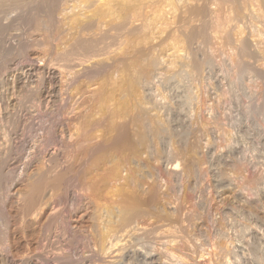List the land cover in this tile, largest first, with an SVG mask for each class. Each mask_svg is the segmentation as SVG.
<instances>
[{
	"label": "rangeland",
	"instance_id": "374dc122",
	"mask_svg": "<svg viewBox=\"0 0 264 264\" xmlns=\"http://www.w3.org/2000/svg\"><path fill=\"white\" fill-rule=\"evenodd\" d=\"M34 1L22 8L10 7L14 5L9 4L5 6V3L0 6V264H61V260H75L73 263L77 264H82L79 261L83 260L84 264H108L115 259V264H264V63L251 43L250 46L248 44L250 49L239 48L235 38L236 27L242 24L236 18L239 4L246 1L263 12L264 0H255V3L253 0H226V3L225 0H175L178 6L174 4L168 9L162 5L159 8L154 3L140 5L144 8L131 16L128 30H136L142 35L143 26L154 24L149 31L153 43L150 45L149 40L145 45H150L148 48L155 45L154 50L157 51L154 54L159 55L160 67L149 81L147 79L148 82L139 80L141 84L136 94L114 90L120 80L130 77L120 75L124 67L122 62L118 64L119 69L123 65L118 71V67L114 68L109 59L96 64L92 56L94 51H90V55L86 52L83 54L78 45L81 52L71 51L75 53L71 54L73 62L70 57L67 60H71L65 62L62 56V53H68V47L70 50L71 47L72 50L76 48H73L78 42L76 39L94 41V9H90L91 12L71 7L65 12L64 7L57 6H62L64 0H53L55 4L48 0ZM154 9L157 12L167 9L168 13L173 9V12L165 14L167 16L162 17L163 22L161 18L157 21L159 23H154L156 16L153 15L162 14L158 15L160 12ZM81 10L87 15L89 12L88 17ZM77 11L80 13L75 14ZM73 14L82 18V28L78 27V31L75 28V32L69 29L76 19ZM85 17L87 20L90 17L89 22ZM115 24L112 23L110 29L107 27V32L104 29V34L109 32V36H115L116 32L111 30ZM261 28L260 33L263 34L264 28ZM245 32L250 38L251 32ZM143 45L137 46L138 49L142 50ZM57 49H61L62 53ZM175 50L181 54L180 60L172 56L177 52ZM135 76L140 75H131ZM102 87L112 88L110 90L115 92L107 102L109 108L112 106L110 112L107 107V115L102 116L100 111V115L97 113V119L102 116L104 120L98 119L102 123L100 129L106 130L101 132L103 136L97 135L107 138L110 133L108 137L113 138L111 144L114 145L117 140L124 144L129 141L132 148L125 144L120 151L118 149L121 147L117 149L110 144L115 149L112 152L114 160L112 164L102 166L90 187L91 182L81 184L80 175L88 164L87 160L94 155L93 150L99 152L105 149L102 144L105 139L99 136L101 139H95V145L92 127L94 102ZM122 97L129 101L127 110ZM121 105L126 107L122 111ZM108 119L111 123L105 122ZM85 120L91 122L86 123ZM86 124H90L89 129ZM76 127L80 128L81 136L87 131L92 135L89 141L83 140L84 143L81 141L79 146L75 145L78 138H75ZM100 129L98 133L102 131ZM141 132L147 136L143 144L137 142V135ZM120 141L115 143L116 146ZM82 146L92 151L87 153L84 160L73 163L67 157L76 155ZM98 152H95V156L101 153ZM176 163L179 169L174 171L172 168ZM40 165L45 169L54 168L51 171L58 175L70 170V166L78 171H73L72 177L57 188L58 191L52 190L56 198L52 200V209H44L37 219L31 216L25 205H28L30 175L35 174ZM114 166L120 170L117 176L111 177ZM54 174L52 179L57 177ZM71 178H74V182ZM94 186L98 187L96 193L91 190ZM91 194L94 195L93 199ZM93 200L96 201L94 205L107 208L118 207L119 204L128 205L129 208L131 205L135 208L139 206L134 210L138 213L132 212L134 214L130 216L134 217L128 219L126 226L114 224L110 237L113 236L107 239L110 240L108 244L106 241L98 245L96 238L92 241L88 219ZM54 213L64 216L65 223L60 226L61 229L54 227L47 234L43 232L46 231L43 227ZM108 217L104 213L102 221L105 222ZM116 219L114 217L113 220ZM75 239L80 243L74 242L77 245L73 247ZM111 241L119 243L118 248L113 249L114 253L107 250ZM100 245L106 246L107 252H101L104 249H100ZM109 252L111 254L107 256Z\"/></svg>",
	"mask_w": 264,
	"mask_h": 264
},
{
	"label": "bare ground",
	"instance_id": "6f19581e",
	"mask_svg": "<svg viewBox=\"0 0 264 264\" xmlns=\"http://www.w3.org/2000/svg\"><path fill=\"white\" fill-rule=\"evenodd\" d=\"M32 1H34V0H0V6H4V3H5V6H6V4H9V5H14V6H10V7H23L24 5H26V4H28L29 2L31 3ZM43 1V0H42ZM45 1V0H44ZM48 1H53V0H48ZM54 1H56V0H54ZM54 1L52 2L53 4H55L54 3ZM176 1H178V0H176ZM175 0H64V2L65 3H63L62 4V6L61 5H59L57 2V6H60V7H64V9L63 8H59V9H63V10H65V12L67 11V9L68 8H73V9H88L89 11H91L90 9H94V13H93V15H94V17H93V20H94V24H93V26H94V41H87V39H86V41H83V40H85V38L84 39H82V38H79V39H82V40H78V39H76L77 41H75V44H76V42H77V44L76 45H73V48H74V46H76V48H77V45H78V47H79V49L81 50L82 49V51H84V52H81V51H79V49L78 50H76V48L75 49H73L72 50V47H71V50H70V47H68L69 48V50H66V51H68V53L67 52H65V50H63V48H61L62 50H63V52H65V53H62V52H60V50H58L57 49V51L59 52V53H62V56L63 57H65V59L64 60H66L65 62H67V61H70L71 59H72V61L71 62H73L74 61V57H72V55L73 54H75L74 52L73 53H71V51H78V52H81V53H85V54H88V55H90V54H92V53H90V51H94L93 52V54H92V56H94V62L97 64V63H101L102 62V60L103 61H105V60H111V62H113V65H114V68H116V67H118V68H116V70L118 69V70H120L121 68H122V66H121V68L119 69V66H118V64L120 65V63L122 62L123 64H124V67H123V70L120 72L121 74L120 75H129L130 77L129 78H123L124 80L122 81V80H120V83H119V81H118V83H119V85H117V88H114V90L115 91H118V92H123V91H129V92H135V94L137 93L136 92V90L138 91V89H137V87L139 86V84H141V82L143 81V83L144 82H146L147 81V79H148V81H149V79H151L154 75V73H155V71H156V69L157 68H159L158 67V65H159V62H160V58L159 57H157V55L158 54H154V52H156L157 51V49H155L154 50V47H155V45L154 44H156V43H154L153 45L154 46H151L150 48H148L150 45H152V43H153V41H152V37H150L149 38V36H150V33L151 32H149L150 31V27L151 26H154V24L153 25H150V27H148V26H143L144 28H142L143 30L141 31L142 32V35H139L138 34V32L136 31V30H134L135 32H137V34H134L135 32L133 31V32H131V30L129 31L128 29H129V24H131L130 22V19H131V16L133 17V15H136V14H138V13H140V12H136L138 9H141V8H144V7H141L140 5H144V4H150L151 5V3H154L157 7H159L160 8V6L162 5L163 7H165V8H167L168 9V7H173V6H175L176 5V2ZM183 1V0H182ZM243 1V0H242ZM245 1V0H244ZM248 1H252V0H248ZM255 0H253V3H255L254 2ZM260 1V0H259ZM258 1V2H259ZM261 1H263V0H261ZM35 2V1H34ZM49 2V3H50ZM62 2H63V0H62ZM179 2H180V0H179ZM221 2V1H220ZM246 2V1H245ZM241 3V5L239 4V8H238V11H237V20H239L240 21V24L242 25H238V27H236L237 28V33H236V42H237V45H238V47L240 48V47H245V48H249V46L252 44L253 46V48H255L254 50H255V52L260 56V58H261V60L263 61V63H264V36H263V34L262 33H260V32H262V28L260 29V27L262 26L263 28H264V14H263V12H264V10H263V12L262 11H260V10H258L257 8H253L252 7V3L250 4L249 2L248 3ZM33 3V2H32ZM47 3V2H46ZM52 3H50V5L52 4ZM60 4H61V2H59ZM72 3V4H71ZM225 3H226V0H225ZM230 3H231V1H230ZM229 3V4H230ZM261 3V2H260ZM175 4V5H174ZM181 4V3H180ZM190 4V3H189ZM198 4V3H197ZM257 4V3H256ZM262 4V3H261ZM263 4H264V2H263ZM8 5V6H9ZM31 5V4H30ZM36 5V4H35ZM165 5V6H164ZM223 5V4H222ZM255 5V4H254ZM54 6H56V5H54ZM140 6V7H139ZM146 6V5H145ZM176 6H178V4L176 5ZM220 6V5H219ZM232 6V5H231ZM230 6V7H231ZM15 7V8H16ZM156 7V8H157ZM1 8V7H0ZM58 8V7H57ZM57 8H56V10H57ZM149 8V7H148ZM154 8V7H153ZM169 8V9H170ZM193 8V7H192ZM237 8V7H236ZM235 8V9H236ZM260 8V7H259ZM8 9V8H7ZM11 9V8H10ZM12 9H14V8H12ZM20 9V8H19ZM73 9H71V10H73ZM77 9V10H78ZM158 9V8H157ZM167 9H165V10H167ZM174 9V8H173ZM173 9H172V11H171V13L173 12ZM257 9V10H256ZM3 10V9H2ZM55 10V11H56ZM74 10V11H75ZM84 10H81L82 12L84 11ZM154 10H156V9H154ZM153 10V11H154ZM164 9L162 10V11H158V12H160V13H158L157 12V10H156V12L158 13V15H160L161 13V15L160 16H157L155 13H153V14H155V15H153V16H156L154 19V23H155V21L157 22V21H159V19H161L162 17H164V16H167V15H169V14H171V13H168V11L169 10H167V11H165ZM189 10V9H188ZM216 10V9H215ZM237 10V9H236ZM31 11V10H30ZM86 11V10H85ZM150 11V10H149ZM152 11V12H153ZM177 11V10H176ZM192 11V10H191ZM197 11V10H196ZM219 11V10H218ZM53 12V11H52ZM62 13H63V11H61ZM60 12V13H61ZM70 12H72V11H70ZM80 13V11H77L75 14H77V13ZM92 12V11H91ZM151 12V11H150ZM150 12H148L147 14H149ZM204 12V11H203ZM51 13V12H50ZM74 13V12H73ZM136 13V14H135ZM143 13V12H142ZM168 13V14H167ZM229 13V12H228ZM234 13H236V12H234ZM58 14V13H57ZM65 14H69V12L68 13H65ZM83 14L85 15L86 13H84L83 12ZM165 14H167V15H165ZM209 14V13H208ZM34 15V14H33ZM37 15V14H36ZM61 15V14H60ZM72 15V14H71ZM70 15V16H71ZM74 15V14H73ZM80 15H82V14H79V16ZM87 15V14H86ZM88 15H89V12H88ZM88 15L86 16V17H88ZM91 15V14H90ZM151 15V14H150ZM191 15V14H190ZM210 15V14H209ZM75 16V15H74ZM152 16V15H151ZM223 16H224V14H223ZM65 17V16H64ZM76 17V16H75ZM85 17V18H86ZM91 17H92V15H91ZM198 17V16H197ZM215 17V16H214ZM218 17V16H217ZM70 19H71V17H69ZM84 18V17H83ZM153 18H152V20H153ZM174 18V17H173ZM183 18V17H182ZM181 18V19H182ZM7 19V18H6ZM9 19V18H8ZM66 19H67V17H66ZM65 19V20H66ZM82 18H77L76 17V19L74 20V22H72L73 23V25L71 24V21H70V24L72 25V26H70L69 25V29H71V31H74V29L75 28H77L76 30L78 31V29L80 28H82V27H80V26H82V20H81ZM89 19H90V17H89ZM88 19V20H89ZM138 19V18H137ZM141 19V18H140ZM151 19V18H150ZM166 19V18H165ZM217 20H218V18H216ZM232 19V18H231ZM247 19H248V21H247ZM84 20V19H83ZM86 20H87V18H86ZM87 20V21H88ZM132 20V19H131ZM133 20H134V18H133ZM162 20V22L164 21V19L162 18L161 19ZM199 20H200V18H199ZM211 20V19H210ZM233 20V19H232ZM231 20V22H233ZM87 21H86V23H87ZM146 21V20H145ZM167 21H169V20H167ZM215 21V20H214ZM239 21H234V22H237V24H238V22ZM58 22V21H57ZM85 22V21H84ZM89 22V21H88ZM134 22V21H133ZM150 22V21H149ZM161 22V23H162ZM224 22V21H223ZM230 22V21H229ZM8 23V22H7ZM42 23V22H41ZM60 23H63V21L62 22H60ZM66 23H68V22H66ZM66 23H65V25H66ZM92 23V22H91ZM112 23L113 24H115L114 26H112V28H111V30L113 29L115 32H116V34H114L115 36H109V32H108V34L106 35V28L107 27H109L110 25H112ZM157 23H159V22H157ZM169 23H171V22H169ZM222 23V22H221ZM12 24V23H11ZM30 24V23H29ZM37 24H39V23H37ZM147 24V23H146ZM224 24V23H223ZM62 26L64 25V24H61ZM85 25V24H84ZM88 25V24H87ZM89 25H91L90 23H89ZM88 25V26H89ZM157 25V24H156ZM163 25V24H162ZM167 25V24H166ZM185 25V24H184ZM192 25V24H191ZM201 25V24H200ZM221 25V24H220ZM235 25H236V23H235ZM92 26V25H91ZM92 26V27H93ZM169 26V25H168ZM167 26V27H168ZM175 26V25H174ZM223 26V25H222ZM57 27V26H56ZM65 27V26H64ZM79 27V28H78ZM162 27V26H161ZM161 27H159V28H161ZM176 27V26H175ZM16 28V27H15ZM14 28V29H15ZM50 28V27H49ZM60 28H61V26H60ZM139 28V27H138ZM155 28V27H154ZM204 28V27H203ZM219 28V27H218ZM4 29V28H3ZM7 29V28H6ZM63 30H64V28H62ZM89 28H87V30H88ZM105 29V34H104V32H103V30ZM109 29H110V27H109ZM197 29V28H196ZM224 29H225V27H224ZM246 29H248L251 33V37L250 38H248L249 36H247L248 34L245 32V31H248V30H246ZM1 30V29H0ZM17 30V29H16ZM75 30V31H76ZM86 30V29H85ZM159 30V29H158ZM173 30V29H172ZM204 30V29H203ZM216 30V29H215ZM261 30V31H260ZM14 31V30H13ZM33 31V30H32ZM62 31V30H61ZM70 31V32H71ZM74 31V32H75ZM80 31V30H79ZM82 31V30H81ZM140 31V30H139ZM160 31V30H159ZM168 31H170V30H168ZM183 31V30H182ZM226 31H227V29H226ZM263 31H264V29H263ZM83 32V31H82ZM81 32V33H82ZM86 32V31H85ZM90 32V31H89ZM176 32V31H175ZM216 32V31H215ZM218 32V31H217ZM222 32V31H221ZM223 32H225L224 30H223ZM37 33V32H36ZM64 33H66V30H65V32ZM63 32H62V34H64ZM84 33V32H83ZM59 34V33H58ZM74 34V33H73ZM133 34V35H132ZM158 34V33H157ZM156 34V35H157ZM180 34V33H179ZM216 34V33H215ZM214 34V35H215ZM229 34V33H228ZM234 34H235V30H234ZM70 35V34H69ZM76 35V34H75ZM84 35V34H83ZM136 35H138V36H136ZM164 35V34H163ZM211 35V34H210ZM67 36V35H66ZM65 36V37H66ZM71 36V35H70ZM79 36V35H78ZM77 36V37H78ZM169 36V35H168ZM188 36V35H187ZM59 37V36H58ZM64 37V38H65ZM68 37V36H67ZM66 37V38H67ZM173 37V36H172ZM189 37V36H188ZM217 37H218V35H217ZM64 38H62V39H64ZM65 38V39H66ZM61 39V40H62ZM158 39V38H157ZM160 39V38H159ZM171 39V38H170ZM180 39V38H179ZM218 40H220V37H218L217 38ZM151 41V43H149L150 45L147 47L146 45H148V41ZM154 40V39H153ZM174 40V39H173ZM182 40V39H181ZM34 41V40H33ZM67 41H69V40H67ZM149 41V42H150ZM177 41V40H176ZM184 41V40H183ZM214 41V40H213ZM46 42V41H45ZM65 42H66V40H65ZM65 42L63 43V44H65ZM93 42H94V44H93ZM170 42V41H169ZM175 42V41H174ZM173 42V43H174ZM22 43V42H21ZM67 43V42H66ZM71 43V42H70ZM145 43H147L146 45H145ZM160 43V42H159ZM166 43V42H165ZM172 42H171V44H173ZM177 43V42H176ZM175 43V44H176ZM221 43V42H220ZM224 43H226V42H224ZM251 43V44H250ZM58 44V43H57ZM69 44V43H68ZM73 44H74V42H73ZM147 47L146 49L144 48V45ZM168 44V43H167ZM181 44V43H180ZM248 44H249V46H248ZM62 45V44H61ZM67 45V44H66ZM65 45V46H66ZM70 45V44H69ZM141 45H143L142 47L145 49H143V48H141L142 50H139L138 49V47L139 46H141ZM159 45V44H158ZM170 45V44H169ZM177 45V44H176ZM183 45V44H182ZM228 45V44H227ZM60 46V45H59ZM138 46V47H137ZM160 46V45H159ZM172 46V45H171ZM175 46V45H174ZM180 46V45H179ZM226 46V45H225ZM58 47V46H57ZM63 47V46H62ZM24 48V47H23ZM60 48V47H59ZM115 48V49H114ZM164 48V47H163ZM177 48H178V46H177ZM176 48V49H177ZM224 48V47H223ZM50 49V48H49ZM67 49V48H66ZM138 49V50H137ZM173 49H175L174 47H173ZM242 49V48H241ZM250 49V48H249ZM248 49V50H249ZM17 50V49H16ZM38 50V49H37ZM161 50H163V49H161ZM171 50V49H170ZM170 50H169V52H170ZM229 50V49H228ZM175 51H177V50H175ZM69 52H70V54H69ZM87 52H89V53H87ZM165 52V51H164ZM171 52H173V51H171ZM180 52H181V50H180ZM247 52V51H246ZM246 52H245V54H246ZM81 53H76V55L78 54V55H80ZM251 53V52H250ZM57 54V53H56ZM72 54V55H71ZM59 56H61L60 54H58ZM71 55V56H70ZM76 55H75V57H76ZM82 55V54H81ZM61 56V57H62ZM108 56V58H106ZM159 56V55H158ZM160 56H162V55H160ZM176 60H180L181 58H182V56H181V54L177 51V52H174L173 53V55H172ZM60 57V58H61ZM71 58L70 60H67L68 58ZM85 57V56H84ZM105 57V58H104ZM57 58V57H56ZM59 58V59H60ZM81 58V57H80ZM83 58V57H82ZM101 58V59H100ZM103 58V59H102ZM159 58V59H158ZM243 58V57H242ZM252 58V57H251ZM1 59V58H0ZM43 59V58H42ZM76 59V58H75ZM37 60V59H36ZM62 60H63V58H62ZM89 60V59H88ZM91 60V59H90ZM89 60V61H90ZM163 60V59H162ZM169 60V59H168ZM260 60V61H261ZM43 61V60H42ZM86 61V60H85ZM165 61V60H164ZM55 62V61H54ZM77 62V61H76ZM80 62V61H79ZM81 62H82V60H81ZM80 62V64H83V63H81ZM177 62V61H176ZM179 62V61H178ZM177 62V63H178ZM252 62V61H251ZM70 63V62H69ZM85 63V62H84ZM103 63V62H102ZM162 64H164L163 62H161ZM242 63V62H241ZM246 63V62H245ZM10 64V63H9ZM65 64V63H64ZM88 64V63H87ZM86 64V65H87ZM170 64V63H169ZM179 64V63H178ZM182 64H184V63H182ZM62 66H63V64H61ZM101 65V64H100ZM112 65V66H113ZM167 65V64H166ZM254 65V64H253ZM78 66V65H77ZM171 66V65H170ZM50 67V66H49ZM64 67V66H63ZM62 67V68H63ZM98 67H99V65L97 66V69H98ZM164 67V66H163ZM172 67V66H171ZM257 67V66H256ZM19 68V67H18ZM62 68H60V69H62ZM65 68H68V67H65ZM96 68V67H95ZM101 68V67H100ZM252 68V67H251ZM70 69H72V68H70ZM169 69V68H168ZM167 69V70H168ZM51 70V69H50ZM99 70V69H98ZM105 70V69H104ZM117 70V71H118ZM170 70L172 71V68H170ZM56 71V70H55ZM59 71V70H58ZM63 71V70H62ZM70 71H72V70H70ZM10 72V71H9ZM174 72V71H173ZM63 73H65V72H63ZM62 73V74H63ZM73 73V72H72ZM100 73V72H99ZM98 73V74H99ZM115 73H116V71H115ZM44 74V73H43ZM88 74V73H87ZM106 74V73H105ZM117 74H119V72L117 73ZM117 74H115V75H117ZM159 74V73H158ZM172 74V73H171ZM174 74V73H173ZM258 74H259V72H258ZM96 75H97V73H96ZM107 75V74H106ZM105 75V76H106ZM131 75H140V76H135V77H131ZM63 76V75H62ZM67 77V76H66ZM101 77V76H100ZM123 77V76H122ZM176 77H178V76H176ZM70 78V77H69ZM164 78V77H163ZM1 79V78H0ZM120 79H122V78H120ZM143 79V80H142ZM2 80V79H1ZM61 80V79H60ZM92 80V79H91ZM106 80V79H105ZM117 80V79H116ZM119 80V79H118ZM141 82H140V81ZM144 80H146V81H144ZM74 81V80H73ZM147 81V82H148ZM178 81V80H177ZM112 82V81H111ZM179 82V81H178ZM103 83V82H102ZM117 83V84H118ZM93 84V83H92ZM107 84V83H106ZM114 84V83H113ZM108 85V84H107ZM107 85H105V86H107ZM115 85V84H114ZM103 86V85H102ZM109 86V85H108ZM113 87V86H112ZM79 88V87H78ZM102 89H103V87H102ZM101 89V91H100V89H99V91H100V93H98L99 95H98V97H97V99H96V102H94L95 104H94V126H92V127H94V142H95V139H101V138H103V139H105V140H103L104 141V143L102 142V144H104V147L103 148H105L104 149V151H103V149L102 150H100L99 152H101L100 154H99V152L98 151H95V150H93L94 151V155L93 156H95V152H98V156H97V154H96V156L95 157H93L92 155H90V156H92V157H90L91 159H89V160H87V159H85V160H87V166L85 167V169H84V171H82L80 174V176H82V177H80V180H82L83 181V183H81V184H83L84 185V183H89V182H91V183H89V185L91 184L92 185V182L93 181H95L96 179H95V177H98V176H96L98 173V171L99 170H101V168H102V166L104 165H107L108 163H110V164H112L111 163V161L112 160H114L113 159V154L114 153H112L113 152V149L116 147H121V148H117L118 150H120V149H122V148H124V146H130V144H129V141H127L126 140V138L125 137H122V139L124 138V140H126L127 141V144H126V142H125V144L123 143V142H121L120 140H117V141H115V143L117 142L118 143V141H120L119 142V144H122V145H119L118 144V146H116V144L114 143V145L113 144H111L110 142H112L113 143V138H110V137H108L109 135H110V133H109V135H107V138H104V137H106V136H104V137H101V136H103V134H101V132L103 133V132H105V131H103L104 129L103 128H101L100 129V127H102V123H101V121H103L104 122V120H103V118H102V116L105 114V113H107L108 112V109H109V112H110V108L112 107H110L109 108V106H107V105H109V103L107 104V102H109L110 101V99H109V97L110 96H112V95H114L113 93L115 92V91H113V90H110V89H112V88H108V87H104V89L102 90ZM97 90V89H96ZM95 91V90H94ZM97 92H98V90H97ZM113 92V93H112ZM76 93V92H75ZM128 93V92H127ZM119 94V93H118ZM134 94V95H135ZM81 95V94H80ZM96 95V94H95ZM117 95V94H116ZM131 95V94H130ZM54 96V95H53ZM64 96V95H63ZM121 96V95H120ZM124 96V95H123ZM132 96V95H131ZM125 97H127V96H125ZM138 97V96H137ZM83 98V97H82ZM111 98V97H110ZM123 98V97H122ZM129 98H130V96H129ZM132 98V97H131ZM90 99V98H89ZM113 99H115V98H113ZM142 99H144V98H142ZM109 100V101H108ZM123 100L125 101H123L126 105V107H127V103H129V101L127 100V99H125V98H123ZM114 101V100H113ZM128 101V102H127ZM119 102V101H118ZM120 102H121V100H120ZM23 103V102H22ZM31 103V102H30ZM55 103V102H54ZM59 103V102H58ZM61 103V102H60ZM84 104V103H83ZM121 104V103H120ZM135 104V103H134ZM141 104V103H140ZM139 104V105H140ZM111 105H114V104H112L111 103ZM76 106V105H75ZM86 106V105H85ZM89 106V105H88ZM122 106V105H121ZM120 106V107H121ZM142 106V105H141ZM146 106V105H145ZM107 107H108V109H107ZM125 107V108H126ZM128 107H130V106H128ZM124 108V105L121 107V111H122V108L123 109H125V110H127V109H129V108ZM60 108H61V106H60ZM96 108L98 109V111L96 110ZM117 108V107H116ZM73 109V108H72ZM136 109V108H135ZM143 109V108H142ZM85 110V109H84ZM105 110H107V112H105ZM114 110V109H113ZM124 110V111H125ZM139 110V109H138ZM93 111V110H92ZM99 111H100V113H101V117L99 116V118H101V119H99V120H101V121H99L98 119H97V113L99 114ZM117 111V110H116ZM67 113V112H66ZM74 113H75V111H74ZM93 113V112H92ZM143 113V112H142ZM139 114V113H138ZM147 114V113H146ZM100 115V114H99ZM105 115H107V114H105ZM110 116V115H109ZM112 116V115H111ZM124 116V115H123ZM122 116V117H123ZM87 117V116H86ZM88 117H89V115H88ZM91 117L92 116H90V118H89V120H91ZM105 117V116H104ZM120 117V116H119ZM126 117V116H125ZM134 117V116H133ZM138 117V116H137ZM107 118H109V117H107ZM114 118V117H113ZM143 118H145V117H143ZM16 119V118H15ZM87 119V118H86ZM105 119V118H104ZM110 119H111V117H110ZM142 119V118H141ZM151 119V118H150ZM131 120V119H130ZM113 121V120H112ZM84 122V121H83ZM85 122L86 123H90L91 121H87V120H85ZM105 122H109V119H108V121H105ZM157 122V121H156ZM12 123V122H11ZM109 123H111V121L109 122ZM147 123V122H146ZM162 123V122H161ZM16 124V123H15ZM79 124V123H78ZM77 124V125H78ZM92 124V123H91ZM103 124H106V123H103ZM113 124V123H112ZM1 125V124H0ZM9 125V124H8ZM55 125V124H54ZM53 125V126H54ZM87 125V124H86ZM89 126H90V124H88ZM88 125H87V129H89V127H88ZM110 125V124H109ZM114 125V124H113ZM113 125H111V126H113ZM106 126V125H105ZM104 126V128H106ZM115 126H116V124H115ZM142 126H143V124H142ZM157 126V125H156ZM83 127V126H82ZM85 127V126H84ZM110 127V126H109ZM77 128V132H76V137L75 138H81V140L79 141V139H78V142H77V139H76V142H75V145H78L79 146V144H81V141H85L86 139H87V141H89V139H90V137H92V135L90 134V132H88L87 131V133L85 134V132H84V136H81L80 135V132H79V130H80V128L79 127H76ZM86 128V127H85ZM111 128V127H110ZM110 128H109V130H110ZM134 128V127H133ZM81 129H83V128H81ZM87 129H85V130H87ZM99 129L100 130H102V131H100L99 133L97 132V131H99ZM117 129V128H116ZM118 129H120V128H118ZM157 129V128H156ZM75 130V129H74ZM108 130V129H107ZM108 130V131H109ZM113 130V129H112ZM123 131H124V129H122ZM131 130V129H130ZM129 131V130H128ZM79 132V133H78ZM110 132H111V130H110ZM113 132V131H112ZM111 132V133H112ZM119 132H120V130H119ZM122 132V131H121ZM125 132V131H124ZM158 132V131H157ZM163 132V131H162ZM77 133H78V135H77ZM139 133V132H138ZM142 133V132H141ZM139 134V135H137V142H140V144L142 143H144L145 141H147V136H146V134H145V132H143L142 134ZM159 133V132H158ZM161 133V132H160ZM97 134H100V135H97ZM104 134H106V133H104ZM108 134V133H107ZM163 134V133H162ZM53 135V134H52ZM122 135V134H121ZM159 135H161V134H159ZM74 136V135H73ZM73 136H70V137H72L73 138ZM101 137V138H99V137ZM124 136V135H123ZM131 136V135H130ZM129 136V137H130ZM113 137V136H112ZM126 137H128V136H126ZM160 137V136H159ZM162 137V136H161ZM4 138H5V136H4ZM114 138H116L115 137V135H114ZM133 138V137H132ZM8 139H9V137H8ZM117 139V138H116ZM119 139V138H118ZM135 139V138H134ZM149 139H150V137H149ZM148 139V140H149ZM22 140V139H21ZM26 140V139H25ZM136 140V139H135ZM152 140V139H151ZM6 141V140H5ZM73 141V140H72ZM84 141H83V143H84ZM152 142V141H151ZM146 143V142H145ZM148 143V142H147ZM93 144V143H92ZM101 144V145H102ZM110 144L111 145H113V147L114 148H112L111 146H110ZM129 144V145H128ZM137 144H139V143H137ZM90 145V144H89ZM95 145H96V142H95ZM95 145H94V149H95ZM99 145V144H98ZM101 145H100V147H101ZM110 146V147H109ZM132 146V145H131ZM130 146V147H131ZM39 147V146H38ZM52 147V146H51ZM83 147V146H82ZM81 147V149L79 150V152H77V153H75L76 155H71L72 157H67L70 161H72L73 163H77V161L79 162L80 160L82 161V159L84 158V157H86V155H88L89 154V151L91 152L92 150H90L88 147H86V148H88V149H86V148H82ZM100 147H98V148H100ZM132 148V147H131ZM7 149V148H6ZM49 149V148H48ZM96 149H97V147H96ZM126 149V148H125ZM33 150V149H32ZM40 150V149H39ZM115 150V149H114ZM131 150V149H130ZM20 151V150H19ZM103 151V152H102ZM121 151V150H120ZM124 151V150H123ZM41 152V151H40ZM76 152V151H75ZM142 152V151H141ZM88 153V154H87ZM122 153V152H121ZM140 153V152H139ZM127 154V153H126ZM133 154V153H132ZM140 155V154H139ZM4 156V155H3ZM70 156V155H69ZM124 157V156H123ZM87 158V157H86ZM59 160V159H58ZM69 160H67V161H69ZM84 160V159H83ZM123 160V159H122ZM140 160V159H139ZM69 161V162H70ZM50 162H51V160H50ZM45 163V162H44ZM56 163V162H55ZM72 163V164H73ZM80 163H82V162H80ZM116 163V162H115ZM129 163V162H128ZM41 164V163H40ZM43 164V163H42ZM51 164V163H50ZM83 164V163H82ZM109 164V165H110ZM29 165V164H28ZM56 165V164H55ZM54 165V166H55ZM70 165V164H69ZM45 166V165H44ZM57 166V165H56ZM73 166V165H72ZM83 166V165H82ZM108 166V165H107ZM84 167V166H83ZM111 167V166H110ZM47 168V167H46ZM58 168H59V166H58ZM57 168V169H58ZM60 168H61V166H60ZM35 169V168H34ZM54 169V168H53ZM53 169L51 168V170L53 171ZM83 169V168H82ZM174 171H176V170H178L179 169V164L178 163H176V164H174V166H173V168H172ZM50 170V168L49 169H45L44 167H43V165H40V167L38 168V170H37V172L35 173V174H33V175H30V177L31 178H29V193H28V199H27V201H26V203H28V205L26 204L25 206H27L25 209H27L28 208V211H30L31 212V216H33V217H35V218H37L38 219V216H39V214L41 213V212H43V210L44 209H49L50 207H51V205H52V200L54 199H56L54 196V194L53 193H51L52 192V190L53 191H55L57 188H61L60 186L61 185H63V183H66L67 181H68V178L72 175V174H74L75 172H77L76 170H74V168H72L71 169V166H70V170H68L67 172H60V174L58 175V174H54L52 171ZM62 170V169H61ZM111 170H113V173H112V175H111V177L113 176H117L118 175V170H120L119 169V167H117V166H114ZM111 170H109V171H111ZM2 171V170H1ZM73 171H74V173H73ZM183 171H185V170H183ZM182 171V172H183ZM33 172V171H32ZM51 172V173H50ZM54 172H55V170H54ZM57 172V171H56ZM79 172H80V170H79ZM121 172V171H120ZM119 172V173H120ZM55 175V176H57L55 179H52V175L53 174ZM100 173V172H99ZM110 173V174H111ZM50 174H52L51 176H50ZM78 174V173H77ZM123 174V173H122ZM129 174V173H128ZM2 175V174H1ZM78 177H79V175H77ZM101 176H102V174H101ZM50 177H51V179H50ZM72 177V176H71ZM104 177V176H103ZM106 177V176H105ZM74 178H77V177H75L74 176ZM74 178H71V180L72 179H74ZM102 178V177H101ZM112 179V178H111ZM71 180H69V181H71ZM101 180V179H100ZM105 180V179H104ZM107 180V179H106ZM109 180H110V177H109ZM138 180V179H137ZM136 180V181H137ZM73 181V180H72ZM74 182V181H73ZM79 182H81V181H79ZM97 182V181H96ZM106 182V181H105ZM68 183H70V182H68ZM67 183V184H68ZM124 183V182H123ZM126 183V182H125ZM124 183V184H125ZM75 184H77V183H75ZM104 184H106V183H104ZM120 184V183H119ZM91 185H90V187H91ZM95 185V184H94ZM100 185V184H99ZM108 185V184H107ZM63 187V186H62ZM66 187V186H65ZM84 187V186H83ZM97 186H94V187H92V192L94 193L95 191H97L96 189L98 188H96ZM116 187V186H115ZM131 187V186H130ZM104 188V187H103ZM111 188V187H110ZM55 189V190H54ZM89 189V190H90ZM120 189V188H119ZM126 189V188H125ZM62 190V189H61ZM61 190H59V191H61ZM71 190V189H70ZM77 190V189H76ZM80 190H81V187H80ZM104 190V189H103ZM116 190V189H115ZM57 191H58V189H57ZM68 191V190H67ZM122 191V190H121ZM150 191V190H149ZM100 192H102V191H100ZM26 193V194H27ZM82 193V192H81ZM91 193V192H90ZM96 193V192H95ZM29 194H30V196H29ZM56 194V193H55ZM80 194V193H79ZM125 194V193H124ZM137 194V193H136ZM54 195V196H53ZM57 195V194H56ZM86 195V194H85ZM89 195V194H88ZM92 195V194H91ZM159 195V194H158ZM58 196V195H57ZM60 196V195H59ZM90 196V195H89ZM125 196V195H124ZM129 196V195H128ZM139 196V195H138ZM54 197V198H53ZM91 197V196H90ZM93 197H94V195H92V199H93ZM147 197V196H146ZM138 198V197H137ZM53 200V201H54ZM102 200V199H101ZM111 200V199H110ZM121 200V199H120ZM125 200V199H124ZM132 200V199H131ZM137 200V199H136ZM57 201V200H56ZM104 201V200H103ZM94 202L96 203V201H92V203H90L91 204V206H92V208L93 209H91V212L89 213V215H90V217L88 218L89 220H90V233H91V237H92V241L94 242V238H96L98 241H96V242H99V243H97L98 245L101 243V244H103V243H106V241H107V239L110 237V234L113 232V230H112V228L114 227L113 225L114 224H117L119 227H123V226H126V223H127V221H128V219H130V217H134L133 215L132 216H130L131 214H134V213H132L134 210H137V208L139 207H137V208H135L134 207V205L132 206V207H134L135 209H133L131 206H130V208H129V206L127 205V207H126V205H121V204H119V206L117 207H113V208H107V207H100L99 206V204H95L94 205ZM56 203V202H55ZM101 203V202H100ZM128 203V202H127ZM146 203V202H145ZM81 204V203H80ZM102 204V203H101ZM126 204V203H125ZM136 204V203H135ZM142 204V206L144 205L143 203H141ZM54 205V204H53ZM121 205V206H120ZM59 206V205H58ZM125 206V207H124ZM145 207V206H144ZM147 207V206H146ZM54 208V207H53ZM78 208H80V206L78 207ZM52 208H50V210H51ZM145 209V208H144ZM70 210V209H69ZM78 210V209H77ZM90 210V209H89ZM149 210V209H148ZM53 211V210H52ZM138 211H140L139 209H138ZM23 212V211H22ZM26 212H27V210H26ZM135 213H138V212H136V211H134ZM146 212V211H145ZM52 213V212H51ZM60 212H58V214H59ZM104 213H106L107 214V216H109L108 217V219H106V221L104 222V221H102L103 220V215H104ZM115 213H117V214H115ZM140 213V212H139ZM144 213V212H143ZM33 214V215H32ZM57 214V213H56ZM29 215V214H28ZM114 215V216H113ZM116 215V216H115ZM136 215V214H135ZM138 215V214H137ZM106 216V215H105ZM111 216H113V218L111 217ZM64 217V216H63ZM63 217H61V215H55V213H54V216L52 217V218H49L50 220H49V222H48V224L45 226V225H43V226H45V227H43L44 228V230H46V231H43V232H47V234L49 233H51L52 232V230L54 229V227H56V229H58V228H60V226H62V224L63 223H65L64 222V219H63ZM114 217L116 218L117 217V221H114L113 219H114ZM65 218V217H64ZM131 218V219H132ZM130 219V220H131ZM135 219V218H134ZM137 219V218H136ZM66 221V220H65ZM103 223H102V222ZM129 222V221H128ZM131 222V221H130ZM69 223V222H68ZM65 226H66V224H64ZM146 225V224H145ZM68 226V225H67ZM28 228V227H27ZM53 228V229H52ZM61 229V228H60ZM126 229V228H125ZM128 229V228H127ZM131 229V228H130ZM141 229V228H140ZM41 230V229H40ZM43 230V229H42ZM83 230V229H82ZM48 231H50V232H48ZM42 232V233H43ZM73 232V231H72ZM115 232V231H114ZM118 233V232H117ZM134 233V232H133ZM154 233V232H153ZM24 234V233H23ZM45 234V233H44ZM44 234L42 235V236H44ZM47 234H45V236H47ZM113 234V233H112ZM52 235V234H51ZM67 235V234H66ZM90 235V234H89ZM118 235V234H117ZM44 236V237H45ZM49 236V235H48ZM80 236V235H79ZM113 236V235H112ZM111 236V237H112ZM78 236H76V238H77ZM110 237V238H111ZM116 237V236H115ZM122 237V236H121ZM136 237V236H135ZM138 237V236H137ZM145 237V236H144ZM152 237V236H151ZM79 238V237H78ZM83 238V237H82ZM129 238V237H128ZM134 238V237H133ZM142 238V237H141ZM45 239H46V237H45ZM51 239V238H50ZM73 239V238H72ZM95 239V240H96ZM115 239V238H114ZM76 240L77 239H75V241H73V247H74V245H77V244H74V242H76ZM43 241H45V240H43ZM78 241H80V238L78 239ZM108 241H110V240H108ZM108 241H107V244H108ZM116 241V240H115ZM147 241V240H146ZM90 242V241H89ZM88 242V243H89ZM131 242V241H130ZM161 242V241H160ZM76 243H80V242H76ZM83 243V242H82ZM86 244V243H85ZM96 244V243H95ZM117 244H119V243H117ZM117 244H114L113 243V241H111V246L109 245V249H107V250H109L110 252H112V253H114L113 252V249L117 246ZM152 244V243H151ZM71 245V244H70ZM83 245V244H82ZM134 245V244H133ZM43 246H45V245H43ZM55 246V245H54ZM53 246V247H54ZM68 246V245H67ZM88 246V245H87ZM108 246V245H107ZM125 246V245H124ZM130 246H131V244H130ZM86 247V246H85ZM98 247V246H97ZM101 247L104 249V251H101V252H107L106 251V246L105 247H103V246H101L100 245V249H101ZM150 247V246H149ZM116 248H118V247H116ZM45 249V248H44ZM102 249V250H103ZM140 250V249H139ZM150 250V249H149ZM70 251V250H69ZM98 251V250H97ZM144 251V250H143ZM58 252V251H57ZM85 252V251H84ZM107 253V256H108V254H111V253ZM134 252V251H133ZM56 253V252H55ZM52 254V253H51ZM59 254V253H58ZM101 254V253H100ZM73 255V254H72ZM98 255V254H97ZM103 255V254H102ZM106 255V254H105ZM104 255V256H105ZM227 255V254H226ZM116 256V255H115ZM156 256V255H155ZM170 256V255H169ZM64 258H66V257H64ZM67 258H69V257H67ZM87 258V257H86ZM109 258V257H108ZM84 259V258H83ZM92 259V258H91ZM169 259V258H168ZM41 260V259H40ZM64 260H66V259H64ZM63 260V261H64ZM230 260V259H229ZM73 262L75 261V260H72ZM76 261H79V260H76ZM115 261H116V259L114 260V262H109L108 264H115ZM211 261V260H210ZM228 261V260H227ZM49 262V261H48ZM73 262H71V261H69V260H66V261H64V262H62V260H61V264H75V263H73ZM83 262H85L84 260L83 261H79V263H82V264H84ZM106 262V261H105ZM117 262V261H116ZM145 263V262H144ZM28 264V263H27ZM77 264V263H76ZM86 264V263H85ZM90 264V263H89ZM107 264V263H106ZM117 264V263H116ZM128 264V263H127ZM141 264V263H140ZM229 264V263H228Z\"/></svg>",
	"mask_w": 264,
	"mask_h": 264
}]
</instances>
